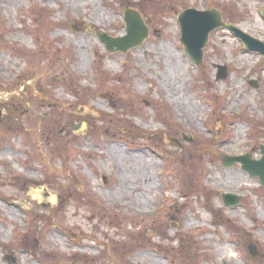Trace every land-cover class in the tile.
Wrapping results in <instances>:
<instances>
[{
  "label": "rangeland",
  "instance_id": "1",
  "mask_svg": "<svg viewBox=\"0 0 264 264\" xmlns=\"http://www.w3.org/2000/svg\"><path fill=\"white\" fill-rule=\"evenodd\" d=\"M187 8L264 42V0H0V264H264V189L223 162L262 157L264 60L220 28L195 66ZM127 10L148 36L109 53Z\"/></svg>",
  "mask_w": 264,
  "mask_h": 264
},
{
  "label": "water",
  "instance_id": "2",
  "mask_svg": "<svg viewBox=\"0 0 264 264\" xmlns=\"http://www.w3.org/2000/svg\"><path fill=\"white\" fill-rule=\"evenodd\" d=\"M264 18V11L262 13ZM124 22L126 27V35L121 38H110L107 35L98 34L100 42L104 44L109 53L120 52L126 53L132 48L139 46L148 36V30L143 25L139 15L132 11L124 13ZM180 27V42L193 64L199 65L203 58V49L208 41L209 34L216 29H226L244 45L248 51L256 52L264 59V43L257 40L238 28L227 25L222 21L221 14L211 9L208 11H197L195 9H185L177 17ZM224 77V68H219ZM183 138H185L183 136ZM186 139V138H185ZM191 142V139H187ZM262 157L260 160H251L248 155L243 157H228L223 159L224 165L229 166L235 162L241 164L242 170L246 171L250 176L257 177L261 186L264 188V146L260 147ZM222 201L226 207L236 206L238 198L232 195L223 194ZM248 253L252 258L256 257L255 247L248 242Z\"/></svg>",
  "mask_w": 264,
  "mask_h": 264
},
{
  "label": "trees",
  "instance_id": "3",
  "mask_svg": "<svg viewBox=\"0 0 264 264\" xmlns=\"http://www.w3.org/2000/svg\"><path fill=\"white\" fill-rule=\"evenodd\" d=\"M227 18V17H226ZM227 20H228V18H227Z\"/></svg>",
  "mask_w": 264,
  "mask_h": 264
}]
</instances>
